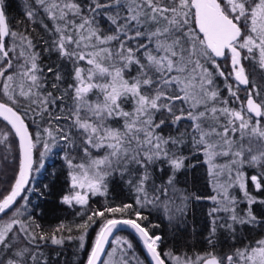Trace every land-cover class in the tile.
<instances>
[{
	"label": "snow or ice",
	"instance_id": "obj_1",
	"mask_svg": "<svg viewBox=\"0 0 264 264\" xmlns=\"http://www.w3.org/2000/svg\"><path fill=\"white\" fill-rule=\"evenodd\" d=\"M22 14L0 0V264H61L98 220L82 264H144L110 244L121 226L150 264H264V0H26ZM57 147L59 204L81 219L46 229L29 194ZM163 222L202 247L174 250Z\"/></svg>",
	"mask_w": 264,
	"mask_h": 264
},
{
	"label": "trees",
	"instance_id": "obj_2",
	"mask_svg": "<svg viewBox=\"0 0 264 264\" xmlns=\"http://www.w3.org/2000/svg\"><path fill=\"white\" fill-rule=\"evenodd\" d=\"M25 2L26 0H8V14L14 24H17L21 20L25 19L22 14L23 5ZM40 34L42 33H40L38 29L37 35ZM52 60H55L54 55ZM45 63H50V61L46 58ZM241 95H243V93H241ZM2 153L3 146H0V154ZM9 163H11V157L9 158ZM38 163H43V168L39 173H33L31 184L32 187L36 189V191L29 194L32 204L39 206L36 209L38 221L46 229L54 228L61 221L79 222L81 218L79 216L73 215V213L79 209V206H76L75 208H69L66 205L59 204V198L61 194L66 192L67 189L65 182L66 169L64 168L63 152H61L59 147H57L47 157H45L43 161H38ZM8 175H12L10 169L8 170ZM0 179H7V177L0 175ZM46 185L48 186L47 188H45ZM3 186L4 185H0V187ZM42 190L48 192L49 194L47 196H42L40 194ZM110 195L113 202H119L120 200L126 199V195L121 192V188L119 186H113ZM103 199V197L93 198L92 207H100ZM97 201L100 203H97ZM152 219L154 222H160L156 216H153ZM201 220V211L198 209L195 215L197 227H199ZM99 223L100 221L98 220L97 224L93 225L92 228L89 229L88 235L86 236L84 251H79L75 247V244L72 246H67V250L61 257V264H82V262L86 260V253L90 250L91 244L95 239V234L99 230ZM160 231L164 232V234L168 237V245L176 251H188L189 248L198 250L202 247L201 244L196 242L199 237L194 240L187 232H181L177 236L173 237L171 231H169L166 227V222L161 223ZM114 237H121L130 240L134 245V251L136 255L144 262V264H149L142 251L140 243L134 234L129 231L118 232L112 237L110 244ZM107 249L108 246L106 250Z\"/></svg>",
	"mask_w": 264,
	"mask_h": 264
},
{
	"label": "water",
	"instance_id": "obj_3",
	"mask_svg": "<svg viewBox=\"0 0 264 264\" xmlns=\"http://www.w3.org/2000/svg\"><path fill=\"white\" fill-rule=\"evenodd\" d=\"M121 231H129V232H131L132 234H134V233H133L130 229H128L127 227H125V226H121V227L118 228L117 230H114L113 236H114L115 234H117L118 232H121ZM113 236H112V237H113ZM134 236H135V234H134ZM112 237L109 238V241L112 239ZM136 238H137V237H136ZM137 239H138V238H137ZM138 241H139V239H138ZM139 243H140V246H141V248H142V251H143V253H144V255H145V257H146L148 263L150 264V259L147 257V253H146V251L143 249V246H142V244H141L140 241H139ZM106 248H107V246H106Z\"/></svg>",
	"mask_w": 264,
	"mask_h": 264
}]
</instances>
